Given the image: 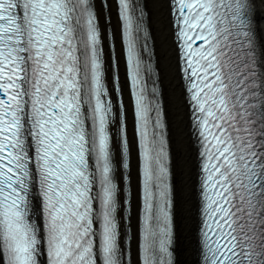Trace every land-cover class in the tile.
Instances as JSON below:
<instances>
[{"label":"snow or ice","instance_id":"snow-or-ice-1","mask_svg":"<svg viewBox=\"0 0 264 264\" xmlns=\"http://www.w3.org/2000/svg\"><path fill=\"white\" fill-rule=\"evenodd\" d=\"M115 3L138 133L137 264H171L168 167L143 11L135 0ZM170 3L203 148L202 264H264V61L256 58L255 6ZM95 21L92 0H0V264H41L42 256L47 264H128L108 130L114 92L104 84Z\"/></svg>","mask_w":264,"mask_h":264},{"label":"bare ground","instance_id":"bare-ground-1","mask_svg":"<svg viewBox=\"0 0 264 264\" xmlns=\"http://www.w3.org/2000/svg\"><path fill=\"white\" fill-rule=\"evenodd\" d=\"M108 1L109 25L118 41V22L116 8L113 0ZM97 8L100 11L98 0ZM144 5L149 13V27L153 39L159 82L162 88L164 106L166 108L168 130L173 158V180L175 201V254L176 264H194L192 248L195 243L197 229L195 199L196 162L195 150L189 133L187 106L184 102V93L178 74L177 54L172 41L171 21L168 15V0H144ZM256 18L259 24V33L264 42V16L263 0H254ZM101 24L102 18H100ZM264 44V43H263ZM119 60L122 65L120 48L118 45ZM133 210L131 227L135 234L137 210V175L136 161L131 171Z\"/></svg>","mask_w":264,"mask_h":264},{"label":"rangeland","instance_id":"rangeland-1","mask_svg":"<svg viewBox=\"0 0 264 264\" xmlns=\"http://www.w3.org/2000/svg\"><path fill=\"white\" fill-rule=\"evenodd\" d=\"M263 11H264V0H263ZM262 23H263V26H264V16H263V19H262ZM262 38V37H261ZM262 42H263V40H262ZM264 43V42H263ZM191 256H192V254H191Z\"/></svg>","mask_w":264,"mask_h":264}]
</instances>
